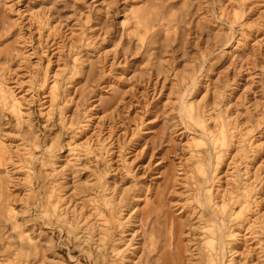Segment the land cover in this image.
Instances as JSON below:
<instances>
[{
    "label": "rangeland",
    "instance_id": "rangeland-1",
    "mask_svg": "<svg viewBox=\"0 0 264 264\" xmlns=\"http://www.w3.org/2000/svg\"><path fill=\"white\" fill-rule=\"evenodd\" d=\"M0 264H264V0H0Z\"/></svg>",
    "mask_w": 264,
    "mask_h": 264
}]
</instances>
